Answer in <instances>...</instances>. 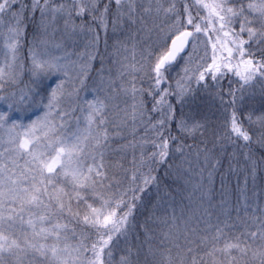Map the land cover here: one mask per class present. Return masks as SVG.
I'll return each mask as SVG.
<instances>
[{
	"label": "snow or ice",
	"instance_id": "1",
	"mask_svg": "<svg viewBox=\"0 0 264 264\" xmlns=\"http://www.w3.org/2000/svg\"><path fill=\"white\" fill-rule=\"evenodd\" d=\"M61 21L66 35L88 40L75 59L47 39L29 48L32 77H63L45 111L27 124L0 112V264H141L145 245V264H264V204L248 194L249 179L264 170L252 149L264 146V112L237 107L256 84L264 96V0H0V92L20 83L28 25L47 36ZM109 28L128 42L114 45L115 74L105 78L101 59L99 83L89 86L99 34ZM89 90L92 99L81 96ZM200 91L223 113L211 147L207 121L183 110ZM33 93L0 94V102L24 111L39 103ZM224 155L230 173L244 174L236 234L219 216L211 222L223 206L213 191ZM165 164L182 181L179 202L155 174ZM151 189L156 199L137 222Z\"/></svg>",
	"mask_w": 264,
	"mask_h": 264
},
{
	"label": "trees",
	"instance_id": "2",
	"mask_svg": "<svg viewBox=\"0 0 264 264\" xmlns=\"http://www.w3.org/2000/svg\"><path fill=\"white\" fill-rule=\"evenodd\" d=\"M59 23H62V21ZM77 23H79V21H77ZM57 27H61L60 30L61 29L64 30L62 25L59 26L57 25ZM55 33L56 35H60L61 31L60 32L57 31ZM48 35H53L50 29ZM45 37L47 36L42 35L33 25L31 24L28 25L26 30V35L23 41V46L21 48V59L24 64V69H26L29 65V58H28V56L30 55L29 48L32 47L31 45L34 43L33 41ZM113 51H114V46L110 44L109 39L107 40L106 44H103V42L100 41L97 49L95 50V54L97 56V59H95L94 61L95 69L98 67V65L99 66L101 65V63L99 62H101V59H103L104 60L103 65L106 66L108 69H112L113 74H115L114 72L115 66L112 63ZM178 71L179 69L174 71L172 73V76L175 77L176 72ZM88 79H89L88 83L90 84V86H95L96 84L99 83L98 77H88ZM222 83L226 92L228 87V82L227 80H224ZM20 84L21 82L18 85ZM71 87H72L71 82H69L66 85V91L70 90ZM236 87L237 85L235 83L232 84V88H236ZM45 89H46L45 86L42 85L41 91H43V93H45ZM250 93H254V95ZM250 93L245 94V99L242 102L240 100H237V107H239L241 111L245 113L254 111L257 114H259L261 112H264V96H261V86L259 84H256L254 88L250 90ZM239 95L240 94L237 93V96ZM43 96H44V101H46V95ZM172 99H173V103H175V98L173 97ZM35 101H39L40 103V100L38 99H36ZM117 102L119 103V101ZM64 104L66 107L71 104V101L67 98V96L65 97ZM121 106L123 105L121 104ZM177 108L179 109V105H177ZM183 110L189 117H194L196 119H202L207 121L209 125V131L208 133H206V139L209 143V147H211L212 141L214 139V137L212 136V129L218 127L223 120V113L218 108V101H214L209 93L200 91L195 95V97L189 103H187L184 106ZM245 127H249L246 120H245ZM173 130H174V134L178 135V133L175 131V124H173ZM249 131L255 133L257 129L255 126H253V127H249ZM253 138L255 139V135ZM199 139L200 138L197 139L196 141L197 143L199 142ZM187 142L193 143L191 139H189ZM114 143H119V142H114ZM252 149L255 157L259 158L261 156H264V146H260L254 143L252 145ZM232 151H234L232 147H229L227 149L228 153H231ZM111 159L115 160L116 157H112ZM130 159H131V155L129 154L128 157L123 161L126 167L129 166ZM174 163L176 164L179 163L178 156ZM167 168H168L167 164L161 165L159 166V171L155 174L158 175L162 186H167L169 190L172 192L176 201L179 202L184 194L182 191L183 188L182 181L177 180L175 178V174L177 171L175 167H173L172 173L169 175L165 174ZM110 172L118 173L119 170L113 168L110 169ZM221 175L224 176L223 188H221ZM243 178H244L243 173H241L238 178L235 174H232L228 171V155H224L222 164L219 168L218 173L215 176V186L213 191V203L214 204L222 203L223 206L214 207L212 209L213 216L211 222L213 224L217 223V219H216L217 216L220 217V221H228L226 227L224 226L223 223H221V227L224 228V231L226 233L236 234L239 233L240 231H243L244 229V225L237 218V212H236V208L239 206L240 189L243 184ZM248 190H249L248 194L250 196L252 195V192L255 191L257 203L264 204V170L258 171L254 182L251 179H249ZM155 199H156L155 189H151L144 198V205H142L136 213L137 222H143L144 218L148 215L149 209L151 208V205ZM243 215L244 213L243 211H241L240 216L243 217ZM150 227H154V225H150ZM201 227H203V225H201ZM143 239H144V234L143 232H140V240L143 241ZM137 243L138 241L135 239V236H133L132 238L133 246H135ZM146 255H147V245H145L140 250L139 260L141 264H145ZM148 264H151L150 257L148 258Z\"/></svg>",
	"mask_w": 264,
	"mask_h": 264
},
{
	"label": "rangeland",
	"instance_id": "3",
	"mask_svg": "<svg viewBox=\"0 0 264 264\" xmlns=\"http://www.w3.org/2000/svg\"><path fill=\"white\" fill-rule=\"evenodd\" d=\"M59 25L63 26V23L58 22V26ZM125 27H127V26H125ZM60 28L61 27L56 26V31H55V32L61 31L60 35H56L55 32L53 33L52 29L50 28L53 35H47V37L41 38V39H47L50 42V44L61 43L63 45L64 50L67 52H71L72 53L71 58L75 59L76 53L85 51V44L87 43L88 37L82 36L81 34H79V32L74 33V34H72L71 37H69L68 35L65 34L64 30H62V29L60 30ZM109 35H110V37H109ZM127 35H128L127 32H121L119 30L115 34H113L111 31V28H109V31L106 35H105V33L100 32L99 42L101 41V42H103V44H106L105 40L107 41L109 39L110 44L113 46L115 45L117 40L127 43L128 42V41H126ZM107 37H109V38H107ZM153 38H155V37H153ZM41 39L34 40L33 41L34 43L32 42L33 44H35L38 47V49L43 47L42 45H40ZM55 54L61 55L62 53L59 49H57V50H55ZM28 58H29V65L21 73V77H20L21 84L17 85V86H12V85L6 84L4 86L3 92H0V94H11L13 91H15L17 93V95H20L21 89L27 90L28 88H31L32 90H34L33 95H34L35 100L36 99L40 100V103L35 104V102H33L24 111H16L14 109L10 110L8 108L7 104L0 102V112H9L8 121L10 123L13 121H20L24 124H27V123H30L32 120L36 119V117H38L39 115H41L45 111L44 104L47 103V100L50 97L52 89H55L57 87V85L60 83V80L63 79V77L59 73H53V74H49L47 76L41 75L39 78L32 77L30 75V72L28 71L31 68V56L29 55ZM114 59L115 58L113 57L112 63H113ZM94 61L92 62V67L90 70L89 77H98V79H99V76L97 73H98V70L101 68V65L100 66L98 65V67L95 69V66H94L95 62ZM99 63H101V62H99ZM103 67L105 69V72L103 73V75L105 76V78H107L108 68L104 65H103ZM88 81H89V79H87L86 83L90 86ZM42 85H44L46 88L45 93H43V91H41ZM71 85H72V83H71ZM43 95H46V101H44ZM94 95H95V93H93L90 90L81 92V96H83L86 99H92L94 97Z\"/></svg>",
	"mask_w": 264,
	"mask_h": 264
}]
</instances>
